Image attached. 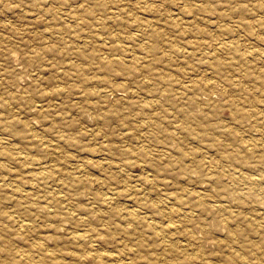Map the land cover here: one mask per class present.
Wrapping results in <instances>:
<instances>
[{
    "label": "rangeland",
    "instance_id": "obj_1",
    "mask_svg": "<svg viewBox=\"0 0 264 264\" xmlns=\"http://www.w3.org/2000/svg\"><path fill=\"white\" fill-rule=\"evenodd\" d=\"M262 102L264 0H0V264H264Z\"/></svg>",
    "mask_w": 264,
    "mask_h": 264
},
{
    "label": "bare ground",
    "instance_id": "obj_2",
    "mask_svg": "<svg viewBox=\"0 0 264 264\" xmlns=\"http://www.w3.org/2000/svg\"><path fill=\"white\" fill-rule=\"evenodd\" d=\"M2 1V0H1ZM47 3V2H46ZM241 3V2H240ZM123 6V5H122ZM175 16V15H174ZM231 24V23H230ZM26 32V31H25ZM143 32V31H142ZM191 40V39H190ZM220 40V39H219ZM225 42V41H224ZM257 43V42H256ZM257 48H258V46H257ZM129 49V48H128ZM242 49V48H241ZM246 50V49H245ZM250 51H252V50H250ZM179 52V51H178ZM170 53V52H169ZM249 53V52H248ZM258 53V52H257ZM249 55V54H248ZM172 56V55H171ZM147 57V56H146ZM168 57V56H167ZM241 57V56H240ZM263 57V56H262ZM148 58V57H147ZM179 58V57H178ZM146 59V58H145ZM259 59V58H258ZM261 59V58H260ZM124 60V59H123ZM143 61V60H142ZM165 62V61H164ZM252 64V63H251ZM209 65V64H208ZM84 66V65H83ZM164 66V65H163ZM248 66V65H247ZM167 67V66H166ZM246 67V66H245ZM177 70V69H176ZM173 71V70H172ZM24 74V73H23ZM143 74V73H142ZM185 74V73H184ZM258 74V73H257ZM261 74V73H260ZM187 75V74H186ZM40 77V76H39ZM65 77V76H64ZM213 80V79H212ZM261 80V79H260ZM181 83V82H180ZM234 83H236L235 81H234ZM37 84V83H36ZM247 84V83H246ZM139 85V84H138ZM40 86V85H39ZM41 87V86H40ZM39 87V88H40ZM134 88V87H133ZM224 89V88H223ZM222 89V90H223ZM246 89H248V88H246ZM257 89V88H256ZM217 90V89H216ZM230 90V89H229ZM263 90V89H262ZM37 91V90H36ZM171 94V93H170ZM226 94V93H225ZM236 94V93H235ZM263 95V94H262ZM49 96V95H48ZM249 98V97H248ZM150 99V98H149ZM68 100V99H67ZM88 100V99H87ZM74 101H75V99H74ZM218 101V100H217ZM56 102V101H55ZM54 103V102H53ZM67 103V102H66ZM218 103H220V102H218ZM229 103V102H228ZM231 103V102H230ZM262 103H264V102H262ZM56 104V103H55ZM57 105V104H56ZM155 105H157V104H155ZM239 105V104H238ZM64 106V105H63ZM73 106V105H72ZM118 106V105H117ZM242 106V105H241ZM156 107V106H155ZM17 108V107H16ZM158 108V107H157ZM159 109V108H158ZM245 109V108H244ZM260 111V110H259ZM76 112V111H75ZM4 113V112H3ZM39 113V112H38ZM135 113V112H134ZM126 115V114H125ZM78 119V118H77ZM79 121V120H78ZM136 121V120H135ZM214 123V122H213ZM149 125V124H148ZM264 125V124H263ZM144 126V125H143ZM99 127V126H98ZM210 127V126H209ZM220 127V126H219ZM224 128V127H223ZM253 128V127H252ZM85 129V128H84ZM177 129V128H176ZM45 130V129H44ZM63 130V129H62ZM145 131V130H144ZM200 133V132H199ZM44 134V133H43ZM93 134V133H92ZM2 135V134H1ZM7 136V135H6ZM24 136V135H23ZM74 136V135H73ZM76 136V135H75ZM2 137H4V135H2ZM62 137V136H61ZM175 137V136H174ZM182 137V136H181ZM208 137V136H207ZM44 138V137H43ZM88 138V137H87ZM160 138V137H159ZM185 138V137H184ZM194 138V137H193ZM0 139H3V138H0ZM5 140V139H4ZM7 140V139H6ZM59 143V142H58ZM12 144V143H11ZM18 144V143H17ZM78 144V143H77ZM100 144V143H99ZM137 144V143H136ZM258 144V143H257ZM47 145V144H46ZM71 145V144H70ZM79 145V144H78ZM85 145V144H84ZM260 145V144H259ZM49 146V145H48ZM55 146V145H54ZM150 146H152V145H150ZM220 146V145H219ZM52 147V146H51ZM67 147V146H66ZM56 148H57V145H56ZM91 149V148H90ZM262 149V148H261ZM11 150V149H10ZM29 150V149H28ZM59 150V149H58ZM61 151H62V149H61ZM207 151V150H206ZM4 153V152H3ZM28 153V152H27ZM56 153V152H55ZM1 154V153H0ZM248 154V153H247ZM4 155V154H3ZM27 155V154H26ZM19 156V155H18ZM56 156V155H55ZM32 157V156H31ZM126 157V156H125ZM29 158V157H28ZM66 159V158H65ZM137 159V158H136ZM211 160V159H210ZM32 161V160H31ZM64 161V160H63ZM141 161V160H140ZM207 161V160H206ZM225 161V160H224ZM59 162V161H58ZM62 162V161H61ZM60 162V163H61ZM77 162V161H76ZM10 164V163H9ZM43 164V163H42ZM65 164V163H64ZM106 164V163H105ZM2 165V164H1ZM3 166V165H2ZM98 166V165H97ZM135 166V165H134ZM102 168V167H101ZM225 168V167H224ZM59 169V168H58ZM213 169V168H212ZM56 170V169H55ZM103 170V169H102ZM147 171V170H146ZM152 172V171H151ZM150 172V173H151ZM5 173V172H4ZM48 173V172H47ZM77 173V172H76ZM171 174V173H170ZM129 175V174H128ZM51 176V175H50ZM135 177H136V175H135ZM42 179V178H44L43 177V175H38L37 176V179ZM90 178V177H89ZM40 179V180H41ZM73 179V178H72ZM256 180V179H255ZM261 180V179H260ZM33 181H35V180H33ZM257 181V180H256ZM85 182V181H84ZM105 182V181H104ZM52 183V182H51ZM99 183V182H98ZM107 183V182H106ZM234 183V182H233ZM256 184V183H255ZM10 185V184H9ZM44 185V184H43ZM67 185V184H66ZM71 185V184H70ZM109 185V184H108ZM64 186V185H63ZM99 186V185H98ZM132 186V185H131ZM249 187V186H248ZM16 188V187H15ZM17 188H19V187H17ZM104 188V187H103ZM158 188V187H157ZM20 189V188H19ZM62 189V188H61ZM21 190V189H20ZM165 190V189H164ZM102 191V190H101ZM105 191V190H104ZM217 191V190H216ZM257 191V190H256ZM75 193V192H74ZM254 194V193H253ZM219 195V194H218ZM33 196V195H32ZM110 196V195H109ZM205 196V195H204ZM17 197V196H16ZM207 198V197H206ZM212 198H213V196H212ZM12 199V198H11ZM247 199V198H246ZM105 200V199H104ZM130 200V199H129ZM31 201V200H30ZM165 201V200H164ZM47 202V201H46ZM67 202V201H66ZM187 204H189L188 202H187ZM198 204H199V202H198ZM170 205V204H169ZM102 208V207H101ZM173 209V208H172ZM43 210V209H42ZM191 210V209H190ZM252 210V209H251ZM176 211V210H175ZM174 211V212H175ZM254 211V210H253ZM222 212V211H221ZM188 213V212H187ZM128 214V213H127ZM244 214V213H243ZM137 216V215H136ZM263 216V215H262ZM228 219H229V217H227ZM262 218V217H261ZM133 219V218H132ZM135 219V218H134ZM138 219V218H137ZM171 220L173 219V218H170ZM263 219V218H262ZM196 220V219H195ZM189 221V220H188ZM25 223V222H24ZM26 224V226L28 227V223H25ZM23 225V224H22ZM31 225V224H30ZM177 225V224H176ZM203 225V224H202ZM240 225V224H239ZM104 226V225H103ZM21 227V226H20ZM148 227V226H147ZM176 227V226H175ZM178 227V226H177ZM186 227H187V225H186ZM242 228V227H241ZM74 230V229H73ZM135 230V229H134ZM171 231L173 230V229H170ZM256 230V229H255ZM123 233V232H122ZM125 233V232H124ZM158 233V232H157ZM166 233V232H165ZM232 233V232H231ZM240 233V232H239ZM100 234V233H99ZM136 234V233H135ZM154 234V233H153ZM233 234H234V232H233ZM141 235V234H140ZM78 236V235H77ZM82 236V235H81ZM91 237V236H90ZM149 237V236H148ZM111 238V237H110ZM109 238V239H110ZM138 238V237H137ZM79 239H81V238H79ZM91 239V238H90ZM164 240V239H163ZM172 240V239H171ZM44 241V240H43ZM262 241V240H261ZM256 243V242H255ZM174 244V243H173ZM37 245V244H36ZM258 245V244H257ZM47 246V245H46ZM220 246V245H219ZM259 246V245H258ZM261 248V247H260ZM172 250V249H171ZM168 251V250H167ZM28 252H30L29 250H28ZM135 252H136V250H135ZM137 252H139V251H137ZM171 252V251H170ZM205 253V252H204ZM139 254V253H138ZM216 254V253H215ZM171 256H172V254H171ZM204 257V256H203ZM37 258V257H36ZM39 258H41V257H39ZM51 258V257H50ZM163 258V257H162ZM201 258V257H200ZM51 259H53V257L51 258ZM103 259H104V256H102V257H100V259L98 260V264H103ZM40 260V259H39ZM46 260H47V258H46ZM43 261V262H41V260H40V264H45L44 262H46V264H47V261ZM32 261V260H31ZM33 262V261H32ZM64 262V261H63ZM67 263V262H66ZM246 262L244 261V264H245ZM161 264V263H160ZM164 264V263H163Z\"/></svg>",
    "mask_w": 264,
    "mask_h": 264
}]
</instances>
